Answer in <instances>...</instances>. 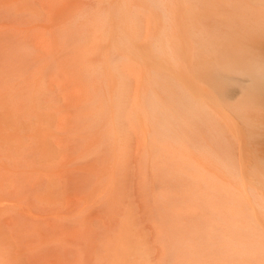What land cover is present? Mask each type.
Listing matches in <instances>:
<instances>
[{"label": "rangeland", "instance_id": "374dc122", "mask_svg": "<svg viewBox=\"0 0 264 264\" xmlns=\"http://www.w3.org/2000/svg\"><path fill=\"white\" fill-rule=\"evenodd\" d=\"M205 1L0 0V264H264V176L212 212L190 149Z\"/></svg>", "mask_w": 264, "mask_h": 264}, {"label": "bare ground", "instance_id": "6f19581e", "mask_svg": "<svg viewBox=\"0 0 264 264\" xmlns=\"http://www.w3.org/2000/svg\"><path fill=\"white\" fill-rule=\"evenodd\" d=\"M189 34L188 139L190 149L198 150L200 131L206 200L213 212L223 176H239L237 183L246 194H251L250 176H264V0H206Z\"/></svg>", "mask_w": 264, "mask_h": 264}]
</instances>
